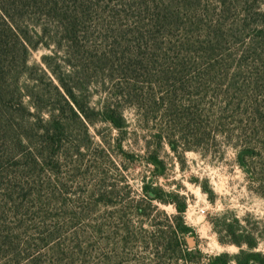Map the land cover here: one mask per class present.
I'll use <instances>...</instances> for the list:
<instances>
[{
  "label": "rangeland",
  "instance_id": "obj_1",
  "mask_svg": "<svg viewBox=\"0 0 264 264\" xmlns=\"http://www.w3.org/2000/svg\"><path fill=\"white\" fill-rule=\"evenodd\" d=\"M99 1L106 14L118 13L126 26L141 16L143 6L135 2ZM156 1H164L170 15V36L158 41L183 57L176 66L181 73L174 76L151 68L145 81L136 84L144 87L143 95L131 104L120 103L128 122L121 145L111 142L99 159L85 158L77 164L79 174L60 173L65 180L59 179L68 185L67 208L76 216L70 228L50 238L41 233L53 230L55 220H33V168L26 171L30 166L16 158L17 164L5 163L0 169V208L13 234L0 251V264H184L180 257L187 264H210L222 252L238 251L234 244L221 243L215 228L234 217L249 228L257 226V249L264 253V197L258 194L264 192V144L256 146L257 154L246 160L247 167L237 161L242 130L252 119L257 118L259 131L253 145L264 142V0ZM218 23L222 37L212 47L202 35ZM46 54L49 50L39 47L32 51L30 63H39ZM94 93L92 103L101 97L97 90ZM139 97L144 105L136 109ZM256 106L260 115L252 113ZM186 114L190 125L198 124L187 127ZM94 127L101 131L103 125ZM111 135L118 133L112 130ZM104 176L116 185L119 196L112 199L115 205H92L86 197ZM143 181L186 197L184 217L193 232L183 236L180 248L189 254L180 256L173 250L178 236L172 228L157 233L159 228L135 209ZM173 214L171 204H158L152 216L156 223L166 224V215ZM74 231L80 242L66 240ZM164 236L170 238V248L156 250Z\"/></svg>",
  "mask_w": 264,
  "mask_h": 264
},
{
  "label": "trees",
  "instance_id": "obj_2",
  "mask_svg": "<svg viewBox=\"0 0 264 264\" xmlns=\"http://www.w3.org/2000/svg\"><path fill=\"white\" fill-rule=\"evenodd\" d=\"M129 1L143 6L133 26L122 23L118 13L111 14L109 10L110 14H106L99 0H0V169L8 160L25 161L30 166L25 167L28 172L33 168V220L52 216L53 230L41 232H47L49 238L70 228V219L76 217L67 208L64 196L68 185L59 179L65 180L60 173L74 170L79 174L77 164L85 158L99 159L111 142L121 145L127 138L128 122L120 103L131 104L136 96L143 95L144 87L136 84L145 81L151 68L174 76L181 73L176 66L181 65L183 57L179 59L171 48L158 41L170 36L168 6L162 5L164 1ZM221 31L218 23L202 36L211 45L221 39ZM39 47L50 54L41 56L39 63H30L32 51ZM94 90L101 97L92 103ZM137 102L136 109L144 105L140 97ZM252 113L260 115L259 107H254ZM185 116L187 127L198 124L195 121L190 125L192 119ZM256 121L257 118L252 119L251 126L241 133L244 139L239 143L237 161L243 167H247L248 158L257 154L256 146L264 144L259 141L253 145L254 137L259 136ZM97 123L103 125L101 131L94 127ZM112 130L117 131V137H112ZM116 190V185L107 183L104 176L86 198L92 200V205H115L112 199L119 196ZM141 192L142 196L134 201L135 209L159 228L157 233L172 228L178 236L173 250L180 256L189 254L180 248L183 236L193 232L184 217L186 197L165 193L146 181ZM258 194L264 197V192ZM158 204H171L175 209V214L166 215V224L156 223L152 216ZM4 221L0 208V251L13 234ZM92 228L99 231V226ZM215 228L219 241L234 244L238 251L222 252L212 257L210 264H264V253L257 249L261 238L257 226L249 228L234 217L231 221L221 220ZM64 232L68 234L67 230ZM79 236L74 231L66 240L80 242ZM162 238L164 244H155L156 250L170 248V238ZM180 258L187 264L186 259Z\"/></svg>",
  "mask_w": 264,
  "mask_h": 264
}]
</instances>
